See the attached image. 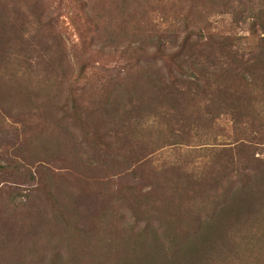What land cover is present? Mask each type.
Segmentation results:
<instances>
[{
  "label": "trees",
  "instance_id": "obj_1",
  "mask_svg": "<svg viewBox=\"0 0 264 264\" xmlns=\"http://www.w3.org/2000/svg\"><path fill=\"white\" fill-rule=\"evenodd\" d=\"M105 1L100 8L77 4L86 34L79 35L78 55L105 54L116 64L73 72L61 46L54 60L68 69L47 77L50 92L40 83L53 63L50 12L41 0H0V114L13 123L21 121L12 116H36L28 138L34 174L42 167L49 173L54 160L66 163L68 179L56 183V199L49 196L65 234L99 186L87 172L117 157L102 135L108 124L112 136L119 132L140 147L129 154L131 164L151 165L153 151L171 152L159 164L157 189L130 195L141 210H132L121 231L103 225L89 236L81 232L77 264H264V231L245 242L251 229L232 224L239 217V226L250 228L264 203V160L255 158L264 149L247 140L254 139L251 115L257 107L264 115V0ZM11 98L16 104L4 107ZM227 134L231 140L217 142ZM185 152L192 158L185 165L198 159L202 166L175 168ZM39 192L50 195L49 188ZM183 195L193 197L191 206ZM186 206L195 209L188 218L181 214ZM118 211L100 214L113 218ZM242 246L248 262L237 260Z\"/></svg>",
  "mask_w": 264,
  "mask_h": 264
},
{
  "label": "rangeland",
  "instance_id": "obj_2",
  "mask_svg": "<svg viewBox=\"0 0 264 264\" xmlns=\"http://www.w3.org/2000/svg\"><path fill=\"white\" fill-rule=\"evenodd\" d=\"M80 1L87 4H91L94 1L93 4L97 8L106 4L105 0H41L51 14V27L54 33L51 34L52 37H49L50 39L54 37L55 41L51 42L54 51H51L52 55L48 57L53 60V63L49 62L45 66L51 68L43 72L44 74H41L40 77V83H44L47 88H50V92H53L54 88L50 85L47 77L58 74L59 70L62 69L61 67L67 66L64 62H59L58 60L55 62L54 60L60 58L62 52L59 49L61 46L71 59L73 72L81 65L99 68L113 67L116 64L111 56L105 54H85L84 57H79L78 54L83 49L79 35H86L83 28L84 21L81 19L83 15L79 5H77L80 4ZM158 17L161 18L162 15L158 14ZM57 43H60L59 48ZM67 69V67L64 68V70ZM63 94H67L66 87L60 93L59 100L62 99ZM14 100L13 98L7 100L3 106H14L16 104ZM54 100L56 99L54 98ZM257 109L259 111L257 110L251 115L252 120L256 121L252 128L254 139L248 138L247 140L250 141L249 147L259 145L257 149H264L262 148L264 146V115L260 114L261 111L258 107ZM12 118H17L21 123H13L10 119L4 118V115L0 114V264H77V250L80 247L81 232L89 236L103 225L105 226L103 229L106 231L113 227H117L121 231L124 222L126 221L125 223H127V221L132 219V210H141L132 201L130 195L136 198L138 195L151 193L159 185L156 184L154 186V183L158 182L157 178L163 179L164 177V174L159 171L162 167L159 164L166 160V151H153L150 157L157 162L153 161L151 165L141 162L131 164L128 161L129 154L134 156L135 151L140 152V147L134 144L130 145V141L128 142L124 135L119 134V132L117 137L112 136L110 129L114 128V126L108 124L102 135L107 134L109 145L117 157L112 154L109 157H104L108 163L102 164L95 171L87 172L86 175L91 177L92 181L98 182L99 186L93 190L94 194H87V198L82 202L83 207L79 210L80 218L76 221V225L71 221V227L69 228L71 231L69 234H65L61 228L63 225L59 224V220H56L59 212L54 209V199L49 196H53L56 199V183H65L68 179L62 169V167L66 166V163L54 160L50 162L51 171L49 173L47 168L42 167L38 170L39 174H34L35 167H37L35 166L36 164L33 162L28 165L32 161L31 159H34L29 157L28 138L30 136V127L37 126L38 120L36 116L19 115L12 116ZM61 130L59 129L61 133L65 134ZM226 130L228 131V127ZM228 136L229 134L222 136L217 142L227 141ZM229 139L231 140L232 138L229 136ZM144 147L146 146L144 145ZM183 151L186 150L182 149L181 154ZM149 152L151 150L147 149L146 153ZM263 152L258 150L255 158L264 160ZM167 153L166 155L171 154L169 151ZM186 154L185 152L183 157L180 156V161H182L180 167H175L179 168V171L183 168L186 170L187 167L192 165L190 163L185 165V160H192L191 157L186 159ZM217 156H219V153L213 152V157L217 158ZM110 158L113 161H110ZM177 160L178 158L173 165H177ZM193 161L192 166L198 168L202 166L199 164L201 162L198 159ZM29 174L34 176V180H30ZM34 188H37V192L32 191ZM44 188L47 190L49 188L50 195L43 196L39 192ZM130 188L132 189L130 190ZM175 196L179 197V195ZM190 197L191 195H183L181 198L188 200L191 206L193 197L189 199ZM203 201L205 204V200ZM110 202L111 204H109ZM180 203H182V200L179 198L176 200V206L178 207ZM191 208L195 213L193 206ZM191 208L188 209L186 206V209H182V216L188 218V216L193 215ZM209 208L210 206L207 205L200 211L202 218L210 212ZM114 209L119 211L113 218L110 215L100 214L101 212L110 213ZM66 216L65 219L69 220L70 217ZM254 217L255 220H252ZM72 220L74 221V217H72ZM238 220L240 222L241 218L238 217L236 221L232 222L236 229L243 231L245 229L250 231L251 229L252 231L247 232L245 235L242 234L245 242L247 234L250 237L263 232L264 203L258 204L256 210L252 213L250 228H246V225L240 227ZM100 222H102V225H100ZM141 224L140 222L139 225ZM244 241L237 240L239 245H244ZM243 249L244 246L239 249L240 254L237 256V260L243 262L245 259V262H248L251 254L243 255L241 253ZM253 258L251 263L258 262L255 257Z\"/></svg>",
  "mask_w": 264,
  "mask_h": 264
}]
</instances>
